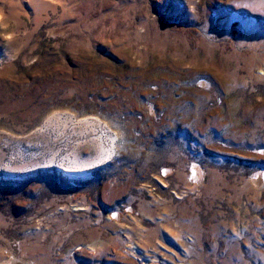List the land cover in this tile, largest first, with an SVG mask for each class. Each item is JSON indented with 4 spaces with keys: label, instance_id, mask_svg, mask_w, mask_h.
I'll return each instance as SVG.
<instances>
[{
    "label": "rangeland",
    "instance_id": "obj_1",
    "mask_svg": "<svg viewBox=\"0 0 264 264\" xmlns=\"http://www.w3.org/2000/svg\"><path fill=\"white\" fill-rule=\"evenodd\" d=\"M0 264H264V0H0Z\"/></svg>",
    "mask_w": 264,
    "mask_h": 264
},
{
    "label": "bare ground",
    "instance_id": "obj_2",
    "mask_svg": "<svg viewBox=\"0 0 264 264\" xmlns=\"http://www.w3.org/2000/svg\"><path fill=\"white\" fill-rule=\"evenodd\" d=\"M67 167V166H66ZM66 170V169H65ZM64 173L66 174V175H68V176H70L69 174H75V175H77V176H83L84 174H85V170H83V169H77V170H74V171H70V172H68V171H64ZM260 177H257V178H254L253 180H252V182L254 183V184H256L257 183V181H258V179H259ZM260 180V179H259ZM258 184V183H257ZM258 186V185H257Z\"/></svg>",
    "mask_w": 264,
    "mask_h": 264
}]
</instances>
